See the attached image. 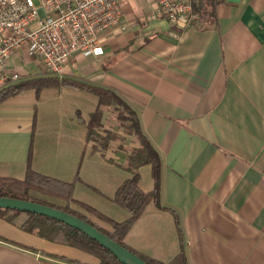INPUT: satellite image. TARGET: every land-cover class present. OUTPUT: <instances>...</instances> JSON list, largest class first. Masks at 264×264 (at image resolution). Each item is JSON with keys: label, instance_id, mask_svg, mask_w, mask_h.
<instances>
[{"label": "crops", "instance_id": "crops-1", "mask_svg": "<svg viewBox=\"0 0 264 264\" xmlns=\"http://www.w3.org/2000/svg\"><path fill=\"white\" fill-rule=\"evenodd\" d=\"M203 1L202 17L192 11L188 22L173 24L152 17L153 0H120L122 16L102 35V56H75L54 76L21 70L27 76L20 82L57 78L103 88L136 113L160 158L165 210L146 205L124 238L128 248L162 264H180V253L187 264H264V0ZM64 90L91 100L85 90L56 91ZM94 97L93 110L78 123L73 114H82L81 105L54 119L32 90L3 102L0 178L23 179L29 168L62 182L78 179V190L86 161L95 156L109 173L98 191L105 208L99 209L123 222L130 214L112 198L131 174L115 163V154L139 144L119 127L114 105L100 107V141L86 143ZM138 184L153 190L149 166L139 168ZM0 264L100 261L0 219Z\"/></svg>", "mask_w": 264, "mask_h": 264}, {"label": "trees", "instance_id": "trees-1", "mask_svg": "<svg viewBox=\"0 0 264 264\" xmlns=\"http://www.w3.org/2000/svg\"><path fill=\"white\" fill-rule=\"evenodd\" d=\"M206 3L201 0L196 5H193V11L197 12L201 17L206 12ZM72 87L76 89L85 90L97 97L98 103L95 111L89 116L86 123V143L100 141V124L99 121L102 116L100 107L108 108L115 106V119L119 123L121 130L138 142L137 149L127 152L123 146L119 147L116 152L117 165L125 168L131 177L126 179L116 190L112 201L118 206L122 207L130 214V217L123 222H115L86 204L74 200L71 196L73 184L62 182L50 177L38 174L31 169H27L23 179L14 178H0V197L20 199L29 202L47 205L57 208L65 213L73 215L74 217L90 224L92 227L106 235L118 245L124 247L132 254L138 256L147 264H162L152 259L144 258L135 251L131 250L124 244V238L130 231L133 224L141 216L147 204L153 203L159 209L162 208L159 204L160 191V158L139 128V122L136 113L114 92L103 88L70 81L67 79L58 80L57 78H36L24 82L12 84L0 90V105L6 100L19 95L24 91L32 90L36 95L45 88H59ZM80 120V119H79ZM84 123L83 120H81ZM102 132V131H101ZM103 141H106L103 139ZM101 146V145H100ZM105 146V142L102 147ZM148 165L151 170V177L153 179L154 187L150 192H144L139 187V168ZM30 191H38L45 195L54 198L62 199L66 202L64 207H56L51 204H46L36 200L30 196ZM74 203L79 205L87 211L92 217L108 222L110 229L104 230L100 228L91 219L76 213L69 209V204ZM0 219L17 226L20 230L35 235L47 241L63 244L79 250H82L99 259L100 264H121L112 253L103 248L99 243L89 239L79 231L49 219L44 216H39L29 213H21L15 210L0 209ZM17 221V222H16ZM175 224L178 229V220L175 219ZM180 264H187L183 253L178 255Z\"/></svg>", "mask_w": 264, "mask_h": 264}, {"label": "built area", "instance_id": "built-area-1", "mask_svg": "<svg viewBox=\"0 0 264 264\" xmlns=\"http://www.w3.org/2000/svg\"><path fill=\"white\" fill-rule=\"evenodd\" d=\"M153 1L152 17L176 24L201 0ZM121 16L120 0H0V90L26 77L21 70L54 76L75 56H102V35Z\"/></svg>", "mask_w": 264, "mask_h": 264}, {"label": "rangeland", "instance_id": "rangeland-1", "mask_svg": "<svg viewBox=\"0 0 264 264\" xmlns=\"http://www.w3.org/2000/svg\"><path fill=\"white\" fill-rule=\"evenodd\" d=\"M33 2L35 3V5L37 4V0H33ZM25 71L30 72V70H28V69H25ZM56 90H57V88H54V89L50 90L48 93H46L47 91L43 92V93H41V91H40L38 93L39 108H41V109L44 108L42 110L47 111L46 112L47 115H49L50 117H53L54 119H58L60 117L63 119L65 115L67 116V115H69V113L72 112L71 105L77 104V105H81V108H82V114H80V112H78V111L76 112V114H73V115H75L76 122L78 123L79 115L80 116L82 115V117L85 118L86 115L91 110H93V108L95 106V97L93 96L92 93H91V100H89L88 99L89 97L87 94H86L85 99L84 98L81 99V98H78V97H75L74 95H72V93H70L68 90H66V91L64 90L59 96V94L57 93L58 91H56ZM88 152H89V150H87V154H88ZM94 157L95 156H93L90 160L88 159V161H86V165L83 169V175L86 179L85 185H80V188L78 190H76L74 187L77 183L80 182L78 179H75V180L73 179L67 183L73 184L71 196L74 200H76L80 203L86 204L87 206L96 210L101 215L105 216L104 212H102L99 209V207H101V209H105V208L101 204L102 196L98 191H102V189H104L105 185H107L106 184L108 181L107 176L109 173H108V171H106L104 169V167H102L100 165V163L95 161ZM145 166H148V165H145ZM118 168H121V167H118ZM29 194L32 198H35L38 201H41V202L46 203V204H51V205H54L56 207H60V206L64 207L66 205V202L64 200L54 198V197L49 196V195H45V194L40 193L38 191H30ZM55 200L61 201L63 203H58ZM104 204H107V203H104ZM92 205H97L98 208H96ZM116 208H118V207H116ZM69 209L91 219L99 227L100 226L110 227V224L108 222L98 220L94 216L92 217V214L90 215L87 211H85L79 205H76L74 203H70ZM119 210H121V209H119Z\"/></svg>", "mask_w": 264, "mask_h": 264}, {"label": "water", "instance_id": "water-1", "mask_svg": "<svg viewBox=\"0 0 264 264\" xmlns=\"http://www.w3.org/2000/svg\"><path fill=\"white\" fill-rule=\"evenodd\" d=\"M0 209L15 210L21 213H29L44 216L62 224H65L79 231L89 239L99 243L103 248L112 253L113 256L121 264H147L138 256L132 254L124 247L118 245L116 242L112 241L110 238H108L106 235L92 227L90 224L57 208L20 199L0 197Z\"/></svg>", "mask_w": 264, "mask_h": 264}]
</instances>
